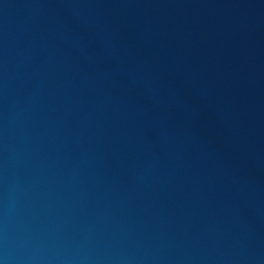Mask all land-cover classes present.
Instances as JSON below:
<instances>
[{"label": "water", "instance_id": "95a60500", "mask_svg": "<svg viewBox=\"0 0 264 264\" xmlns=\"http://www.w3.org/2000/svg\"><path fill=\"white\" fill-rule=\"evenodd\" d=\"M0 264H264V0H0Z\"/></svg>", "mask_w": 264, "mask_h": 264}]
</instances>
